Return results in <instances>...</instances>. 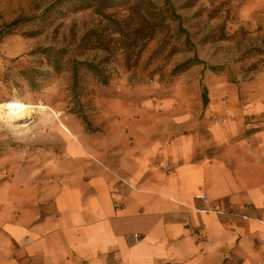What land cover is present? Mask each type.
<instances>
[{
	"label": "crops",
	"instance_id": "1",
	"mask_svg": "<svg viewBox=\"0 0 264 264\" xmlns=\"http://www.w3.org/2000/svg\"><path fill=\"white\" fill-rule=\"evenodd\" d=\"M219 75L192 66L159 100L100 86L70 135L38 123L0 185V264H264V71ZM214 204L237 215L191 208Z\"/></svg>",
	"mask_w": 264,
	"mask_h": 264
},
{
	"label": "rangeland",
	"instance_id": "2",
	"mask_svg": "<svg viewBox=\"0 0 264 264\" xmlns=\"http://www.w3.org/2000/svg\"><path fill=\"white\" fill-rule=\"evenodd\" d=\"M89 1L94 0H0V103L18 99L27 104L42 102L49 108L47 115L39 112L27 119L24 129L9 130L0 122V185L9 178L11 165L23 168L33 159L25 154L26 139L35 135L38 123L46 128V121L57 122L54 119L62 120L67 115L86 122V108L103 85L79 68L73 86L72 58L103 61L101 67L109 76L113 98H138L147 93L156 100L163 99L175 81L176 76H170L174 66L193 57L217 71L223 70L224 74L217 76L220 78H213L216 90L223 85L250 83L264 71V0H170L193 51L181 48L172 55L171 40L152 56L162 37V33H156L140 56L130 59L121 51L112 57L97 49H78L89 29L106 25L93 9L78 8ZM109 3L114 7L107 13L128 16L121 7L124 0ZM15 20H19L18 25L7 29ZM8 30L10 34L2 36ZM33 33L36 35L31 36ZM225 97L220 91L212 100Z\"/></svg>",
	"mask_w": 264,
	"mask_h": 264
},
{
	"label": "trees",
	"instance_id": "3",
	"mask_svg": "<svg viewBox=\"0 0 264 264\" xmlns=\"http://www.w3.org/2000/svg\"><path fill=\"white\" fill-rule=\"evenodd\" d=\"M111 0H94L82 3L78 8L93 9L95 15L106 22L104 27L97 26L89 29L80 41L78 49L101 50L109 56H114L117 51H121L125 57L137 58L149 41L155 34L162 33L157 49L152 56L161 52L165 45L171 40L174 42L170 45L169 53L172 55L179 52L181 48L187 51H193L194 47L190 41L187 31L182 26V19L176 13L170 0H124L121 6L127 12V17H119L118 12L107 13L106 11L113 8ZM114 10V9H113ZM19 20L11 22L7 29L17 26ZM10 31H5L2 36L9 35ZM33 33L31 36H35ZM46 50V49H45ZM57 53H65L64 50H57ZM103 61L88 62L71 59L72 81L73 86L78 78V69L82 68L90 72L93 77L103 86L109 85V76L104 67H101ZM203 65L210 72L220 74L223 70L217 71L215 67H208L203 61L196 57L190 58L174 66L170 76H179L186 72L192 66ZM55 71H59L58 67ZM203 104L207 103L205 89L203 88Z\"/></svg>",
	"mask_w": 264,
	"mask_h": 264
},
{
	"label": "bare ground",
	"instance_id": "4",
	"mask_svg": "<svg viewBox=\"0 0 264 264\" xmlns=\"http://www.w3.org/2000/svg\"><path fill=\"white\" fill-rule=\"evenodd\" d=\"M49 108L42 102L27 104L18 99L0 103V122L9 130H19L27 127L26 120L34 117L36 113L47 115ZM55 114V113H54ZM59 126L70 135L69 130L59 118L56 119Z\"/></svg>",
	"mask_w": 264,
	"mask_h": 264
},
{
	"label": "built area",
	"instance_id": "5",
	"mask_svg": "<svg viewBox=\"0 0 264 264\" xmlns=\"http://www.w3.org/2000/svg\"><path fill=\"white\" fill-rule=\"evenodd\" d=\"M60 115V114H58ZM170 173V172H169ZM119 181L123 184L128 183L124 181L123 179H119ZM195 199L199 202L206 203L208 201V197L206 194H199L195 197ZM192 210L196 213H216L220 215L224 214H230V215H237L236 212L233 211L232 207L229 206L228 208H224L219 204H214V205H207V206H192Z\"/></svg>",
	"mask_w": 264,
	"mask_h": 264
}]
</instances>
